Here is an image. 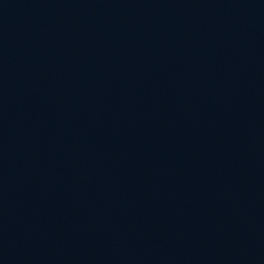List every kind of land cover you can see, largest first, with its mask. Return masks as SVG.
<instances>
[{"label": "water", "instance_id": "95a60500", "mask_svg": "<svg viewBox=\"0 0 264 264\" xmlns=\"http://www.w3.org/2000/svg\"><path fill=\"white\" fill-rule=\"evenodd\" d=\"M0 264H264V0H0Z\"/></svg>", "mask_w": 264, "mask_h": 264}]
</instances>
